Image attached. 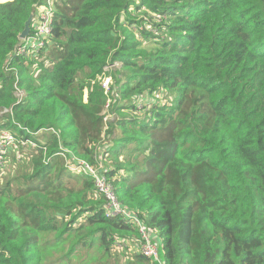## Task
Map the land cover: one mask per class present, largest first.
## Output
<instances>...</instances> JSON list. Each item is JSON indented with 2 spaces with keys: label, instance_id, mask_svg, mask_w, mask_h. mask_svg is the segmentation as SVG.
<instances>
[{
  "label": "trees",
  "instance_id": "16d2710c",
  "mask_svg": "<svg viewBox=\"0 0 264 264\" xmlns=\"http://www.w3.org/2000/svg\"><path fill=\"white\" fill-rule=\"evenodd\" d=\"M48 11L44 46L12 55ZM159 92L171 100L118 115L137 109L118 98ZM4 109L0 131L35 147L0 184V264H157L134 249L138 225L106 216L59 155L97 166L111 139L105 175L162 238L163 264H264V0H0Z\"/></svg>",
  "mask_w": 264,
  "mask_h": 264
},
{
  "label": "built area",
  "instance_id": "2783aa9c",
  "mask_svg": "<svg viewBox=\"0 0 264 264\" xmlns=\"http://www.w3.org/2000/svg\"><path fill=\"white\" fill-rule=\"evenodd\" d=\"M51 15L50 12L41 13L36 17V20L33 22L32 31L24 39H20L17 47L15 48L12 55L14 56H25L27 51L36 52L38 49L45 44V40L48 37L51 30ZM114 66H117L115 64ZM107 69L112 68V66H106ZM11 70V68H9ZM105 76V77H104ZM104 77V78H103ZM100 85L104 89L105 94L108 92L110 87L111 78L107 77L106 74L102 75L99 78ZM86 92V90H85ZM24 93L21 89L15 84V96L18 100L22 99ZM4 113H10L11 109H4L0 112V115ZM17 128L25 131L26 134L33 135L34 133L30 132L28 129H22L21 126L17 125ZM55 134L56 132L53 131ZM57 138L59 136L56 134ZM24 147L27 150L34 149L35 142L27 139L26 135L18 134L17 131L12 130H1L0 131V174L5 176L9 170V167L12 165V162L9 160L10 155H13V164H18L21 162V159L18 155L19 148ZM69 154V157L66 160V167L68 171L72 173H84L87 174L93 182L94 191L97 197H103L105 200V215L118 217L128 222H134L139 227V232L143 241L139 249L135 246L134 249L139 252L146 258L150 259L152 263L156 262L157 264H163L160 261L158 248L148 236V231L142 227V223L139 221L136 215L131 214L126 207L120 205L117 201L114 188L106 177L105 172L99 170V165H102L101 162L97 166H93L87 161L80 159L68 150H61L59 155L64 158ZM49 158H44V161L47 162Z\"/></svg>",
  "mask_w": 264,
  "mask_h": 264
},
{
  "label": "rangeland",
  "instance_id": "374dc122",
  "mask_svg": "<svg viewBox=\"0 0 264 264\" xmlns=\"http://www.w3.org/2000/svg\"><path fill=\"white\" fill-rule=\"evenodd\" d=\"M2 1V0H1ZM158 17V16H157ZM151 28V26H148V28L147 29H150ZM151 48V44L149 43L148 44V46H147V49H150ZM113 67V66H112ZM117 68H110L109 69V71H108V73H110V75L107 73L106 75H107V77H109L110 76V78H111V84H113V86L115 85L114 83H115V80L112 78V73L114 72V73H117V72H115V71H118L119 72V70H123V69H119V67H120V65H118L117 64V66H116ZM118 75H120L119 73H118ZM101 77V76H100ZM99 77V78H100ZM105 77V76H104ZM103 77V78H104ZM98 78V79H99ZM114 87H117L116 85L114 86ZM86 97H87V95H86V92H84V96H83V100L84 101H86ZM174 97H176V95L174 96ZM171 100V97L169 96V95H166L165 94V92H159L158 94H154V95H151V94H147V93H145V94H143V95H141V96H139V97H135V98H133V99H131V100H128V101H122V100H120L119 98H118V105L119 106H125V105H127V106H130L131 104H136V106H137V109H136V111H129V110H127V109H123L122 111H121V113H118V115H125V116H131V117H140L142 114H143V112L140 110L143 106H146V105H148V104H150V103H152V102H155V101H159V102H161V103H163V102H168V101H170ZM119 134V132H118V130H115V135H118ZM47 136V135H46ZM106 139V137L104 138V140ZM41 140L42 141H44L43 140V137L41 138ZM112 140V139H111ZM111 140H107L106 142H103V144H102V147L101 148H99V154L97 155V159H98V161L99 162H103V158H102V152L103 151H107L108 150V148L110 147V145H111ZM9 160L12 162V165L9 167V169L11 170L12 169V171L14 172V171H16L17 170V164H13V155H10V157H9ZM99 170L101 171V172H104L105 171V166H102V165H99ZM7 175V174H6ZM7 177L6 176H3L2 174H0V184L1 183H3V181L6 179ZM148 236H149V238L150 237H152L153 236V238H152V242L157 246V247H161V245H162V238H160L157 234H155V233H150V232H148ZM155 237V238H154ZM161 261L162 262H164L165 261V256L164 255H162L161 256Z\"/></svg>",
  "mask_w": 264,
  "mask_h": 264
},
{
  "label": "water",
  "instance_id": "95a60500",
  "mask_svg": "<svg viewBox=\"0 0 264 264\" xmlns=\"http://www.w3.org/2000/svg\"><path fill=\"white\" fill-rule=\"evenodd\" d=\"M32 16H33V15H31V16L27 19V21L25 22L24 29H23L22 32L20 33V35H19V39H24V38H26V37L28 36V34H29V24H30V22H31Z\"/></svg>",
  "mask_w": 264,
  "mask_h": 264
},
{
  "label": "crops",
  "instance_id": "0c3cea01",
  "mask_svg": "<svg viewBox=\"0 0 264 264\" xmlns=\"http://www.w3.org/2000/svg\"><path fill=\"white\" fill-rule=\"evenodd\" d=\"M11 1V0H10Z\"/></svg>",
  "mask_w": 264,
  "mask_h": 264
}]
</instances>
